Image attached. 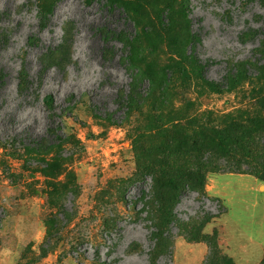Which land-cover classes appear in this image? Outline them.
<instances>
[{
	"label": "rangeland",
	"instance_id": "obj_1",
	"mask_svg": "<svg viewBox=\"0 0 264 264\" xmlns=\"http://www.w3.org/2000/svg\"><path fill=\"white\" fill-rule=\"evenodd\" d=\"M42 5L53 11L45 28ZM68 23L71 63L44 69L43 54ZM103 27L136 37L106 39ZM250 29L258 36L245 38ZM0 33V264H211L209 242L186 236L191 222L217 236L215 262L262 263L264 70H239L221 92L191 51L218 82L234 62L260 60L264 5L0 0ZM25 71L31 86L22 92ZM137 79L147 96L123 120L121 95ZM50 93L58 114L72 113L64 124L43 102ZM59 124L62 143L23 148ZM183 164L203 169L205 184H191L178 201L182 189L170 178Z\"/></svg>",
	"mask_w": 264,
	"mask_h": 264
},
{
	"label": "trees",
	"instance_id": "obj_2",
	"mask_svg": "<svg viewBox=\"0 0 264 264\" xmlns=\"http://www.w3.org/2000/svg\"><path fill=\"white\" fill-rule=\"evenodd\" d=\"M251 1H257V0H249ZM262 5H264V0H258ZM106 6L110 7L111 9H120L122 14L131 21L130 15L128 12L123 9L122 7H118L115 5H110L108 2H105ZM38 16L40 19L41 24L45 28L47 26V21L49 20L51 14L53 13L52 9L47 8L46 6H38ZM73 28L74 25L72 23H68L64 26V36L62 42L55 48H50L47 52L43 54L42 57V64L44 69L52 68V67H58V68H66L72 61V56H73V49H72V40H73ZM102 33L104 34L106 39L109 38H116L119 41L123 40H132L136 37V32L134 34H128V33H110V31L106 28L103 27L101 29ZM259 32L250 29L247 32H244L243 35L247 39H252L258 36ZM1 33H0V39H1ZM264 36V33H263ZM197 34L193 33L192 34V39L191 43L194 45L197 41ZM262 40H264V37L261 39V42L258 47H256L255 53L258 55H263V58L261 57L260 60H253V59H247V60H242L239 62H234L232 71L229 73L230 76L225 77L224 82H218L215 80H210L206 76V67L207 64L203 63L202 60L197 56L195 50L191 51V54L193 57L197 60L200 68H201V73L206 82L211 84L216 90L218 91H226L230 89V82L231 80H235L237 78V73L239 70L250 73L251 76H255L258 72L264 70V62L261 59L264 60V47L262 45ZM197 44V43H196ZM127 60L128 63L131 64V53H130V48L127 46ZM257 51V52H256ZM110 51L108 49L105 50V53H109ZM144 83L139 81L137 79L136 83L131 82L130 83V90L128 93H123L120 98V104L122 108H124V114L126 119L128 112L133 108L134 105L140 104L143 98L147 96L148 89H143ZM31 86V81L29 80V76L26 73H22L21 75V81L19 83L20 90L23 92L30 88ZM145 90V91H144ZM72 100V99H71ZM43 102L46 106V108L49 110L51 113L52 118H58L60 119L61 123L64 124V116H71V112H68V110H65L62 114H58L56 112V105H55V97L53 94H47L43 97ZM95 110V109H94ZM97 114V113H96ZM102 116V115H100ZM113 116L112 114H107L104 118H111ZM112 121L114 123L116 122L113 117ZM63 125H58L57 127L50 126L48 128V135L47 137H43L37 141H34L33 143L30 144H24L23 148L29 149V150H34L36 152L39 151H48L49 149L59 145L63 141L67 139V135L60 134L59 131L62 129ZM64 127V126H63ZM236 144H240L241 139L236 138L235 139ZM249 141V140H247ZM234 151V148L232 149ZM237 151V149L235 150ZM205 172L203 169L199 167H192L189 165L183 164L182 166H179L175 169V176L173 178L171 177L170 180L175 184V188L178 190L182 191L178 195V201H180L181 196L188 190L190 189V185L194 184L198 187H202L205 184ZM172 221V220H171ZM186 227L184 228V231L186 232V236L189 239L192 240H204L206 242H209L211 249H212V255H211V264H219V262H215L216 259H218L217 254L219 253V245L216 240V235H209L206 233H202V225L204 224L203 222L201 223H185ZM158 228V226H157ZM167 255H170V251H167ZM222 259V264H235L233 260L226 256V255H221ZM220 259V260H221ZM264 264V258L262 260V263Z\"/></svg>",
	"mask_w": 264,
	"mask_h": 264
}]
</instances>
